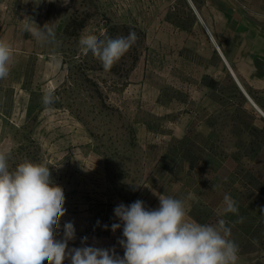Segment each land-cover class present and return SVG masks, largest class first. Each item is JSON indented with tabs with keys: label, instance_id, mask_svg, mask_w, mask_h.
I'll return each instance as SVG.
<instances>
[{
	"label": "rangeland",
	"instance_id": "1",
	"mask_svg": "<svg viewBox=\"0 0 264 264\" xmlns=\"http://www.w3.org/2000/svg\"><path fill=\"white\" fill-rule=\"evenodd\" d=\"M166 1L0 0V39L14 51L0 84V151H10V168L25 159L49 166L66 198L57 239L65 222L77 238L79 220L92 224L101 208L138 199L157 208L165 195L203 224L224 220L231 237L246 234L247 248H264V149L188 72L165 70V54L148 52V28ZM35 24H50L54 36L37 40L25 28ZM85 30L138 39L105 71L80 50ZM47 91L54 103L46 107ZM226 196L238 213L225 212Z\"/></svg>",
	"mask_w": 264,
	"mask_h": 264
},
{
	"label": "clouds",
	"instance_id": "2",
	"mask_svg": "<svg viewBox=\"0 0 264 264\" xmlns=\"http://www.w3.org/2000/svg\"><path fill=\"white\" fill-rule=\"evenodd\" d=\"M68 0H66V3ZM36 25V24H35ZM37 26V25H36ZM37 40L54 36L50 24L43 27L25 26ZM134 31L127 36L100 39L85 30L79 38L80 50L91 52L105 71H110L136 43ZM11 45L0 39V80L7 78L13 62ZM43 104L54 103L50 91L44 93ZM10 151H0V264H236L238 246L227 237L230 227L224 220L215 224H200L187 218L184 202L171 196L159 195V207L149 209L142 200L114 208L119 223H113V233L122 228L115 248L88 246L87 237L81 247L69 248L76 231L72 222L61 219L67 209L61 186L51 178L46 163L25 159L10 168ZM226 213H238L235 201L225 197ZM264 211V208L261 209ZM100 222L97 221V225ZM105 229L108 225L103 226Z\"/></svg>",
	"mask_w": 264,
	"mask_h": 264
},
{
	"label": "crops",
	"instance_id": "3",
	"mask_svg": "<svg viewBox=\"0 0 264 264\" xmlns=\"http://www.w3.org/2000/svg\"><path fill=\"white\" fill-rule=\"evenodd\" d=\"M164 6L148 28L149 46H153L148 52L165 54V70L188 72L237 132L248 134V141L264 149V0H167ZM186 213L188 219L203 224ZM113 223H119L114 208L97 210L92 224L86 218L79 220L78 236L69 241V248L81 247L87 237L88 246L114 247L123 256L118 244L122 228L113 233ZM91 225L97 230L87 233ZM227 238L238 246L236 264H261L258 253H264V248H247L246 234Z\"/></svg>",
	"mask_w": 264,
	"mask_h": 264
}]
</instances>
